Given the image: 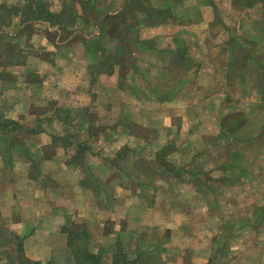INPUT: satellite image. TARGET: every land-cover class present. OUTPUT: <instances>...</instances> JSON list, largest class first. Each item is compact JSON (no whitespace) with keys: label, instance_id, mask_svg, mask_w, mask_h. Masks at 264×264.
Listing matches in <instances>:
<instances>
[{"label":"crops","instance_id":"1","mask_svg":"<svg viewBox=\"0 0 264 264\" xmlns=\"http://www.w3.org/2000/svg\"><path fill=\"white\" fill-rule=\"evenodd\" d=\"M11 32L0 264H264V0H0Z\"/></svg>","mask_w":264,"mask_h":264},{"label":"rangeland","instance_id":"2","mask_svg":"<svg viewBox=\"0 0 264 264\" xmlns=\"http://www.w3.org/2000/svg\"><path fill=\"white\" fill-rule=\"evenodd\" d=\"M9 4H12L13 2H14V0H6ZM45 32L43 31V28H39L38 29V35H37V37H36V40H37V42H38V44L40 43V42H42V38L45 36ZM29 40H30V38H29V35L27 36L26 34H21V35H19L18 33H17V35L16 34H14L13 32H11V34L9 35V36H0V43H4V45L3 46H5V50L7 51V52H14L15 51V54H18V48H22V51H28V52H30V50H29V48H31L30 46H29ZM77 41V40H76ZM79 41V40H78ZM75 43V45H78V47H79V43L78 42H74ZM81 43V42H80ZM43 45H46V43L45 44H43ZM108 46H110V44L108 43L107 44ZM34 53V52H33ZM21 60V59H20ZM27 61H29V62H31V64L32 63H35L36 61H37V59L36 58H31V59H29V60H27ZM33 65V64H32ZM49 106L50 105H47V106H45L44 105V107H43V110L47 107V109L49 108ZM52 107V106H51ZM63 111H62V109L60 110V115H63ZM59 115V116H60ZM42 122H41V124H44V125H48V120H47V117H42ZM10 121H12V120H10ZM12 122H14V121H12ZM14 124H16L15 122L13 123V124H7V127L5 128V132H6V134L4 135V136H10L9 138H8V141L10 142V143H12V142H14V138L11 136V133H10V128H14ZM57 126H58V124H57ZM3 136V137H4ZM75 139H77V138H75ZM248 215V212L247 211H241V212H239V211H231V212H228V214H227V217H231L232 219H237V218H240V217H242V216H247ZM239 220V219H238ZM263 221H264V218H263ZM231 230H229V232H230ZM259 231V230H258ZM263 231H264V227H263V229H262V233H263ZM227 235V234H226ZM230 237H232V236H230ZM262 238H264V236H262ZM221 262H224V259H222V261Z\"/></svg>","mask_w":264,"mask_h":264},{"label":"trees","instance_id":"3","mask_svg":"<svg viewBox=\"0 0 264 264\" xmlns=\"http://www.w3.org/2000/svg\"><path fill=\"white\" fill-rule=\"evenodd\" d=\"M37 7H39V5H37ZM41 10H42V8H41ZM41 10H40V11H41ZM40 11H39V12H40ZM41 13L45 14L46 12H45V10H42ZM53 16H54V17H53ZM50 17H52L51 19H56V20H58V21H60V18H61L60 15H55V14H53V13H52V14H47V15L45 16L46 19H49ZM13 123H14V122H12V121H10V120H9V121H8V120L5 121V124H13Z\"/></svg>","mask_w":264,"mask_h":264}]
</instances>
